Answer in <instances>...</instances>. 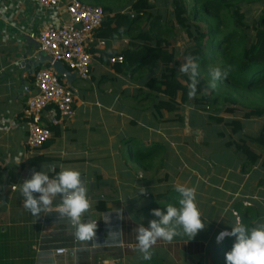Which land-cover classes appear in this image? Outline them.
Here are the masks:
<instances>
[{
    "label": "trees",
    "instance_id": "1",
    "mask_svg": "<svg viewBox=\"0 0 264 264\" xmlns=\"http://www.w3.org/2000/svg\"><path fill=\"white\" fill-rule=\"evenodd\" d=\"M172 0L173 10L169 17L154 15V5L150 0H132L130 13H117L112 16L114 9L109 5L101 6L107 14L106 20L95 36L98 40H129L130 49L120 51H102L100 59L107 66L119 73L129 75L133 84L138 85L136 94L126 95L127 102L137 105L149 103L145 109L128 107L143 118L151 113L161 125L177 124L183 127L186 122L185 109L208 114V124L220 126L214 134L218 140H223L225 130L228 131V140L225 145L243 160L241 174L259 178L264 187V125L257 134L247 135L246 122L253 119H264V8L257 19L250 21L248 9L264 0ZM176 27L185 32L192 46L185 52L197 58L199 64V85L195 97L188 96L189 77L178 71L179 58L174 38ZM123 58V61L113 63L112 60ZM184 63V59H183ZM182 63V64H183ZM219 66L230 68L226 78L217 82L215 90L208 89L211 79L209 69ZM127 93V92H126ZM125 93V94H126ZM246 93H258L257 102H245L240 98ZM231 106V108H226ZM243 106L246 109L243 119L236 118L235 107ZM133 109V110H132ZM193 114V113H192ZM229 114L225 119L221 115ZM194 115V114H193ZM133 126V125H132ZM53 137L42 148L57 137L56 127L47 125ZM136 134L125 131L118 136L114 146L118 160L124 168H131L144 173L152 172L154 176L165 167V159L172 152L170 145L154 136L142 135L140 126H133ZM147 132V130H145ZM35 171L43 166L41 158L32 160ZM262 175V178H260ZM157 181L146 182L149 202L143 205L145 196L137 197L136 216H129L131 207L120 212L115 206L119 202L103 199L96 205V211L107 219L97 223V242L103 244L107 238L109 228L122 230V242L113 246L93 247L86 243L83 247L73 236V246L81 251H70L68 261L71 264H97L98 254L109 255L112 261H123L133 258L134 264H191L189 259L200 256L194 264H206L212 256L214 263L226 264V253L235 243V237L225 236L219 242L221 232L231 231L232 225L239 222L249 227L257 222H264V204L257 199H236L226 194H215L222 197L217 200L218 206L211 205L212 198H204L197 194L196 202L206 221L204 230L189 240L183 233L177 235L172 242L157 245L152 248L151 260H143L136 251V232L134 229L149 222L141 221L140 215L145 218L152 216L151 210L164 209L167 205L177 204L178 194L174 187L165 190L155 188ZM249 183L245 187H249ZM264 198V191H260ZM249 205H245V200ZM230 203V204H229ZM130 212V213H129ZM122 217V218H121ZM83 220L85 221L84 217ZM106 233V236H104ZM132 248H127V247ZM162 247L156 254L155 249ZM156 247V248H155ZM176 249L177 259L171 258L170 252ZM136 251V252H135ZM187 258L186 259L184 258Z\"/></svg>",
    "mask_w": 264,
    "mask_h": 264
},
{
    "label": "crops",
    "instance_id": "2",
    "mask_svg": "<svg viewBox=\"0 0 264 264\" xmlns=\"http://www.w3.org/2000/svg\"><path fill=\"white\" fill-rule=\"evenodd\" d=\"M79 1L83 3L82 0ZM117 13L129 14L130 9L127 13L114 10L112 16ZM67 21L68 16L64 9L46 10L36 0H0V264H71L67 253L77 249L73 246L74 230L66 219L59 220L55 211L43 212L35 217L23 207L19 185L35 171L32 160L41 158L43 166L39 171L51 168L49 174L53 176L62 166L79 170L82 179L87 182L88 198L92 201V208L83 217L85 221L97 220L100 223L104 216L96 211L97 203L103 199L116 201L102 195L109 187L107 180L117 175L122 176L123 173L121 168L124 166L114 154L118 136L128 130H133L136 134V129L133 128L135 125L147 130H143L142 135L153 138L157 133L162 135L160 131L166 127L160 124L162 128L157 131L155 122L148 120L149 116H153L151 113L143 118L142 115L140 117L134 111L128 110L132 106L128 104L125 96L135 95L138 89V85L133 84L129 75L115 72L112 67L95 57L91 79L83 81L68 66L53 63L40 50L37 39L31 38L32 35H38L47 24L61 26ZM104 42L105 46L100 52L131 48L129 40ZM95 51V47L90 49L92 54ZM43 69L52 70L74 91L76 111L73 118L62 119L53 109H47L43 115V123L45 126L56 127L59 137L45 148L31 149L27 145L28 129L24 111L28 95L24 89L33 88L36 73ZM199 114L200 112L191 111L186 117L185 125L178 127L183 129L189 126L194 131L205 134L210 125L206 122L205 127L203 119L198 120ZM52 120H56L57 125L52 124ZM160 139L170 145L172 152L184 153V148L179 143L176 144V150L163 137ZM179 140L180 138L178 142ZM231 152L224 153L221 158L210 155L213 163L217 159L224 164L223 168H228L227 171L218 168L217 171L226 174L221 178L219 175V181L212 184L210 190L214 195L230 196L236 190L244 188L249 181L248 176L244 178L241 174L243 160ZM207 184H196V181L191 180L187 186L195 187L196 193L202 195L210 187ZM204 198L210 199L207 196ZM211 198L216 199L214 204L211 203L212 206L222 207V204L218 206L215 203L222 197ZM245 198L242 194L238 197L243 200ZM59 202L60 197H56L53 207ZM78 244L83 247L86 243L77 241ZM61 249L66 250V254L58 255L57 251ZM106 257L105 253H100L97 261L101 258L107 259Z\"/></svg>",
    "mask_w": 264,
    "mask_h": 264
},
{
    "label": "clouds",
    "instance_id": "3",
    "mask_svg": "<svg viewBox=\"0 0 264 264\" xmlns=\"http://www.w3.org/2000/svg\"><path fill=\"white\" fill-rule=\"evenodd\" d=\"M229 70L230 68L219 66L211 67L208 89L215 90L217 82L226 78ZM178 71L189 77L188 96L195 97L200 82L197 58L187 55ZM51 171V168L47 171H33L31 177L19 185L23 207L35 217L43 212L55 211L59 220H67L70 228L74 230V239L78 242L91 243L93 247L121 243L122 230L109 228L107 238L101 244L96 239L97 220H83L84 214L92 208V201L88 198L87 182L82 179L81 172L63 166L54 176L49 174ZM139 191L143 193L145 190L139 188ZM174 191L178 194L176 205L169 204L164 209H152L151 214L159 219L149 221L147 227L141 223L134 229L136 251L143 260H151L152 248L157 241L170 243L181 233L190 240L206 227V221L196 202V188L178 183L174 185ZM56 197H60V202L54 208L53 201ZM104 220L109 222V216ZM225 236L235 237V243L226 253V264H264V222H257L252 227L237 222L232 225L230 232H221L218 240ZM81 250L83 249L74 251Z\"/></svg>",
    "mask_w": 264,
    "mask_h": 264
},
{
    "label": "rangeland",
    "instance_id": "4",
    "mask_svg": "<svg viewBox=\"0 0 264 264\" xmlns=\"http://www.w3.org/2000/svg\"><path fill=\"white\" fill-rule=\"evenodd\" d=\"M84 4H90V5H109L111 6L115 11H123L125 13L128 12L129 7L132 3V0H82ZM189 4H193L190 0H188ZM150 3L154 5V15H161L162 17H169L171 15L173 6H172V0H150ZM101 7V6H99ZM264 8V2L258 5H253L250 6L248 9V18L250 21L257 19L258 15L260 14V11ZM174 44L175 48L180 55L179 58V63H183L184 59V54L185 52L192 46V42L188 38V36L185 34L184 31L176 27V35L174 38ZM260 98V94L258 93H246L244 97L242 96L240 99L245 102H257ZM130 106L135 107L136 109H145L146 107H149V103L137 105L136 103L129 102L128 103ZM226 108H231V106H226ZM235 109V116L236 118L243 119V115L246 112V109L243 106H237L234 108ZM191 109L187 107L184 111L185 116L191 114ZM208 114L206 113H201L198 115L199 118L198 120L203 119V124L205 127L207 126V116ZM225 119L227 117H231L229 114H223L221 115ZM201 117H205L201 118ZM148 120L151 122H155V130H160L162 127L160 124H157L155 121L154 117L149 116ZM188 121V119H187ZM148 123V122H147ZM188 123V122H187ZM247 127V135H254L257 134L259 129L264 125V119H253L251 121H248L245 123ZM161 127V128H160ZM168 127V128H167ZM217 129H223L220 126H215L211 125L209 128H206L205 134L201 132H196L194 129H191L189 126H185L183 129L179 128L177 124H171L169 126H166L164 129L160 131V133L163 135H160L157 133V137L161 138L163 137L166 141H168L171 145L172 148L174 146L176 147V144L179 143L180 147L182 146L184 148V153H176V152H171L169 154V157L165 159V167H163L162 170H160L156 176L152 172L150 173H144L142 171H135L134 167L131 168H121L123 173L121 174L122 176L117 175L116 177L109 178L107 181L109 182V187L106 192L103 193L102 195L111 199H116L118 200V204H116V208L120 210V212H125V210H128V206L131 207V213L130 217L136 216V209H137V203L135 202V199L137 197L145 196V199L143 201V205H146L147 202H149V194H148V188L151 186H147L146 182L154 180L157 181V184L155 183L154 187L165 190L170 187H174L175 184H185L187 185L188 183L191 182V180L196 181V184H200V182H205L210 184V187L204 190L202 195L207 196V197H215L214 194L211 193L210 188L213 187L212 184H214L216 181H219V178L223 177L225 174H223V171L220 174L218 170L219 167L222 168V170H228V168H223L221 162L213 161L210 160V155H216V157H220L224 153H232L233 149L227 148L225 145L226 141L228 140V131L225 130V138L223 140H217L215 139V133ZM211 130V133L209 131ZM209 133V134H208ZM167 137V138H166ZM180 138L179 142L178 139ZM203 138V139H202ZM185 140H188L187 143H185ZM178 144V145H179ZM220 145V147H219ZM196 146V147H195ZM198 146V147H197ZM178 150V148H175ZM115 155L117 153H114ZM225 156V155H224ZM223 156V157H224ZM181 158V160H180ZM215 157L213 158V160ZM180 160V161H179ZM203 162V163H202ZM231 162V160H230ZM181 163V164H180ZM184 163V164H183ZM217 165V166H216ZM195 168L197 169L195 171ZM208 170L210 172H208ZM194 172V173H193ZM206 175H209V177H206ZM262 178V175H260ZM225 177V176H224ZM247 178V176H246ZM260 180L259 178H253L249 177L248 183L250 184L248 188H242L240 190H236L235 193L230 194V196L234 197V200L238 199L239 195L241 196V193L247 194L248 198L252 199H257L259 202L264 204V198L260 194V191H264V187L260 185ZM207 184V185H208ZM222 184V183H221ZM220 184V186H221ZM200 187V186H199ZM139 188H143L145 191L141 193L139 191ZM242 191V192H241ZM207 192L208 194H206ZM214 192V191H213ZM211 193V194H210ZM100 195V194H99ZM213 201H216V199L212 200L211 203L214 204ZM250 202V200H249ZM249 202L245 200V205L248 206ZM216 203V202H215ZM212 205V204H211ZM127 214V213H126ZM128 215V214H127ZM137 217V216H136ZM141 221H151L153 219H159L157 217H154L153 215L150 218H145L143 215L139 216ZM104 221V220H103ZM108 234V232H107ZM106 236V233L105 235ZM222 240V239H220ZM220 240L217 241L219 242ZM165 241L160 240L157 241V243L154 246L157 245H165ZM153 246V247H154ZM127 248H132V247H127ZM156 248V247H155ZM162 247H159L155 249L156 254L161 252L163 254L164 252L161 250ZM136 249V248H135ZM136 252V251H135ZM176 249H173V252H170V256L174 261L177 259V254L175 253ZM107 259L101 258L100 260L97 261V264H134V257L133 258H125L123 261H111V258L109 255L106 257ZM187 261V258L184 257ZM200 259V256H195L192 259H189V263L194 264L195 261H198ZM214 263L213 257L210 256L206 260V264H212Z\"/></svg>",
    "mask_w": 264,
    "mask_h": 264
},
{
    "label": "built area",
    "instance_id": "5",
    "mask_svg": "<svg viewBox=\"0 0 264 264\" xmlns=\"http://www.w3.org/2000/svg\"><path fill=\"white\" fill-rule=\"evenodd\" d=\"M36 1L46 10L64 9L68 21L61 26L47 24L31 38L37 39L40 50L53 63L68 66L83 81L90 80L93 59L100 58V49L105 46V42L95 36L107 17L104 9L83 4L79 0ZM92 47L96 50L93 54L90 52ZM122 61L123 58L112 60L113 63ZM24 92L28 95L24 111L28 129L27 145L31 149H40L53 137L52 131L43 123L44 113L47 109H53L59 118H73L76 111L75 93L50 69L36 73L33 88L26 87ZM51 123L57 125L56 120ZM66 252L61 249L57 254L64 255Z\"/></svg>",
    "mask_w": 264,
    "mask_h": 264
}]
</instances>
